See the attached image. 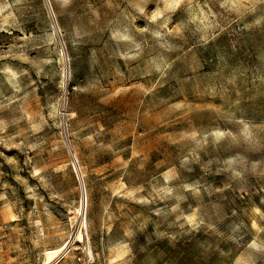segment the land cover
I'll return each instance as SVG.
<instances>
[{
  "label": "rangeland",
  "instance_id": "obj_1",
  "mask_svg": "<svg viewBox=\"0 0 264 264\" xmlns=\"http://www.w3.org/2000/svg\"><path fill=\"white\" fill-rule=\"evenodd\" d=\"M66 243L264 264V0H0V264Z\"/></svg>",
  "mask_w": 264,
  "mask_h": 264
},
{
  "label": "bare ground",
  "instance_id": "obj_2",
  "mask_svg": "<svg viewBox=\"0 0 264 264\" xmlns=\"http://www.w3.org/2000/svg\"><path fill=\"white\" fill-rule=\"evenodd\" d=\"M79 172V171H78ZM80 180L82 181V178L80 176ZM83 194L86 197L87 200V192L86 190L83 191ZM83 215L85 216V210H83ZM84 221H85V217H84ZM86 222V221H85ZM84 222V223H85ZM68 243L64 244L62 247H60L59 249H56L54 251L49 252V256H48V260L45 262V264H56V262L59 260V257L62 253H64L65 249L67 248ZM91 254V252H90Z\"/></svg>",
  "mask_w": 264,
  "mask_h": 264
},
{
  "label": "water",
  "instance_id": "obj_3",
  "mask_svg": "<svg viewBox=\"0 0 264 264\" xmlns=\"http://www.w3.org/2000/svg\"><path fill=\"white\" fill-rule=\"evenodd\" d=\"M67 143H68V145H69V147H70V143L68 142V140H67ZM73 160L76 162V158H75V156L73 155Z\"/></svg>",
  "mask_w": 264,
  "mask_h": 264
}]
</instances>
